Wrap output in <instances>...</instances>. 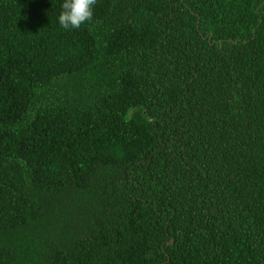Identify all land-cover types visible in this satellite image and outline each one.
Instances as JSON below:
<instances>
[{
	"label": "trees",
	"instance_id": "trees-1",
	"mask_svg": "<svg viewBox=\"0 0 264 264\" xmlns=\"http://www.w3.org/2000/svg\"><path fill=\"white\" fill-rule=\"evenodd\" d=\"M0 0V264H264V0Z\"/></svg>",
	"mask_w": 264,
	"mask_h": 264
},
{
	"label": "clouds",
	"instance_id": "clouds-1",
	"mask_svg": "<svg viewBox=\"0 0 264 264\" xmlns=\"http://www.w3.org/2000/svg\"><path fill=\"white\" fill-rule=\"evenodd\" d=\"M97 0H64L59 15V24L65 30L79 29L93 18V6Z\"/></svg>",
	"mask_w": 264,
	"mask_h": 264
}]
</instances>
